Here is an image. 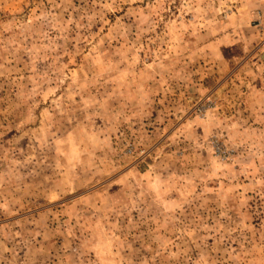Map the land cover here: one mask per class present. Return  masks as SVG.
<instances>
[{
	"label": "rangeland",
	"instance_id": "374dc122",
	"mask_svg": "<svg viewBox=\"0 0 264 264\" xmlns=\"http://www.w3.org/2000/svg\"><path fill=\"white\" fill-rule=\"evenodd\" d=\"M0 264H264V0H0Z\"/></svg>",
	"mask_w": 264,
	"mask_h": 264
}]
</instances>
